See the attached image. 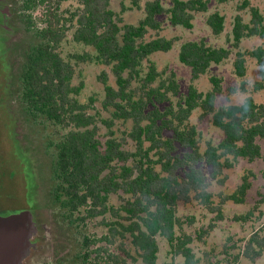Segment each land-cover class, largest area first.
I'll return each instance as SVG.
<instances>
[{"label":"trees","instance_id":"trees-1","mask_svg":"<svg viewBox=\"0 0 264 264\" xmlns=\"http://www.w3.org/2000/svg\"><path fill=\"white\" fill-rule=\"evenodd\" d=\"M111 1L79 0L81 8L72 13L71 18L58 13L59 0L27 1L26 8L30 5L36 8L41 3L48 7L46 27L38 29V41L28 56L20 87L27 115L32 120L42 119L58 134L56 140L51 138L48 142L49 147L55 146L52 184L48 191L55 218L58 224L72 228L86 218L110 214L116 217L114 222L108 223L111 236L130 237L134 252L129 255L123 243L119 244V249L131 257L132 264H159L157 236L167 241L174 258H183L177 264H198L191 245L195 237L183 228L184 222L178 216L179 203L199 199L212 211L222 213L220 205L211 206L202 165H211L214 175H218L240 159L254 161L260 158L262 146L259 140L264 139V104L248 96V111H244L239 103L216 106L222 87L219 80L213 78L212 91L204 93L191 86L177 107L172 103L163 110L160 105L169 101L171 96L179 95L180 85L175 76H171L168 81L161 80L155 86L159 72L149 57L156 52L169 51L177 39L158 35L147 40L146 35L150 29L158 31L162 28L157 16L164 13L169 15L174 26L191 28L193 13L207 11L208 0H173L169 8L161 0H148L145 16L137 24L124 23L110 7ZM140 1L131 0L134 5ZM74 20V40L92 47L96 59L112 68L117 86L109 84L104 74L105 99L102 105L115 119L132 123L129 136L134 140L135 151L124 149L115 138L102 140L88 105L75 97L80 88L72 85L74 66L58 51L65 33L62 25ZM208 24L214 34H220L224 30L225 18L214 12L209 15ZM254 35L264 37V16L258 8L252 7L249 22L241 16L236 17L233 28L235 47H239L244 37ZM231 53V49L212 46L205 40H188L181 45L179 59L190 67L192 77L197 79L212 64L228 59ZM246 54L256 57L260 65H264V48L238 51L234 66L241 77L246 72ZM74 57L87 59L85 55ZM146 60L148 70L142 76L141 68ZM137 78L141 81L138 91L132 87ZM197 108L202 110V116L211 115L213 124L223 133L218 144L209 143L203 151L199 130L188 123ZM166 131H172V136H166ZM147 141L149 145L145 146ZM178 145L189 151L181 155ZM250 186L249 178L244 176L227 199L243 202ZM117 193L126 197L121 204L110 205L111 195ZM260 196V201L264 202V191ZM199 235L203 240L204 233ZM82 246L74 258L58 260L55 264H90L93 252L89 248V238H84ZM101 250L97 252L100 254ZM244 251L251 260L261 256L264 234L254 232ZM108 257L109 264L111 261L127 263V258L116 254L109 253Z\"/></svg>","mask_w":264,"mask_h":264},{"label":"rangeland","instance_id":"rangeland-1","mask_svg":"<svg viewBox=\"0 0 264 264\" xmlns=\"http://www.w3.org/2000/svg\"><path fill=\"white\" fill-rule=\"evenodd\" d=\"M146 1L148 0H142L138 5H134L131 0H112L110 7L119 14L124 23L137 24L145 16ZM161 1L166 8L173 4V0ZM59 2L58 13L64 14V18H71V14L81 8L79 0ZM9 3L13 7V0H9ZM30 6L24 13L29 29L33 31L45 28L48 20L46 4L41 3L36 8ZM252 7L258 8L264 16V0L225 2L208 0L207 11L193 13L191 28L174 26L167 13L157 16L162 28L158 31L150 29L146 39L159 35L177 40L169 51L156 52L149 57L159 72L158 81L154 85L158 86L161 80L168 81L171 76H175L180 85L179 95L171 96L169 101L160 105L163 110L172 103L177 107V103L188 94L191 86L204 93L212 91L215 84L213 78H217L222 87L216 106L239 103L240 95L252 96L257 103L264 104V65L261 66L256 57L246 54L245 75L239 76L234 66L238 51L249 52L259 47L264 48V37L259 35L244 37L239 47H235L233 28L236 17L241 16L245 22H249ZM214 12H219L225 18L224 30L220 34H214L208 24V17ZM64 24L62 28H65V33L58 45V51L74 66L72 85L80 88L75 97L88 105V111L95 117L102 140L115 138L122 143L124 149L135 151L134 140L129 136L132 123L115 119L102 105L105 99V83L102 80L104 74L109 84L117 86L111 66L100 63L92 47L74 40L75 20ZM25 31L19 26L16 27L13 36L7 41L0 31V214L21 212L29 206L30 210L35 211L36 228L44 231L50 229L53 224L48 188L52 184L51 169L55 146L49 147L48 142L51 138L56 140L58 134L42 119L34 123L20 106V99H15L20 83L15 79L17 67L20 61H24L25 58L22 56L31 43V38ZM188 40H205L212 46L227 47L232 53L228 59L219 64H212L205 74L194 79L190 67L179 59L181 45ZM74 55H85L87 59H77ZM148 64L147 60L143 62L142 76L147 72ZM140 85L141 81L137 78L133 81L132 87L138 91ZM188 123L199 130L202 151L207 144H218L223 138L222 131L213 124L212 116H202L200 108L193 111ZM165 134L172 136L173 132L166 131ZM259 142L262 146V156L254 161L240 159L232 168H225L218 175H214L211 165H202L207 176V191L211 194V206L220 205L221 214L212 211L199 199L191 202L180 201L178 216L184 222V230L195 237L191 245L198 264H264V251L255 260L244 254L245 246L252 234L254 232L264 234V202L260 201V194L264 191V139H260ZM148 145L149 142H145V146ZM185 151L189 149L178 145V152L181 155ZM244 176H247L251 183L244 201L237 203L227 199L242 183ZM124 197L126 195L123 193L112 194L109 204L119 205ZM115 218L110 214L86 218L77 226L68 228L58 224V220L53 217V221H56V229L53 226V231L58 238L52 234L56 239L54 251L50 254V259L42 264H55L57 260L69 261L71 257L74 258L83 247L85 237L89 238V248L93 252L89 259L90 264H109V253L125 257L126 264H132L129 255L134 251L130 237L128 235L114 237L109 231L108 223L114 222ZM202 232L204 239L200 240L199 234ZM157 238L160 244L159 264H177L183 261L180 256L173 257L170 246L163 237ZM121 243L129 255L120 251ZM100 248L103 251L101 250L99 254L97 250ZM40 250L44 251L43 247ZM49 250L48 241V252ZM31 251L30 249L28 256ZM111 264L116 262L111 261Z\"/></svg>","mask_w":264,"mask_h":264},{"label":"flooded vegetation","instance_id":"flooded-vegetation-1","mask_svg":"<svg viewBox=\"0 0 264 264\" xmlns=\"http://www.w3.org/2000/svg\"><path fill=\"white\" fill-rule=\"evenodd\" d=\"M27 3L26 0H13V7L9 3V0H0V31L3 35L2 37H5L4 39H7L12 37L14 34V31L16 27H20L21 29H25L29 37L31 38V43L29 46L25 49L24 55L22 58H25L24 61H20L19 66L17 67V73L15 75V79L18 80V83L21 79L23 70L25 68V64L28 61V56L30 52L33 50V48L36 46V43L38 41L37 38V32L38 30H31L28 27V23L25 21V11L27 10ZM18 25V26H17ZM15 74V73H14ZM21 81L19 83V89L18 94H15V99H20L21 105H19L24 109L25 111V103L21 99V87H20ZM19 95V96H18ZM34 123L39 121V119H33ZM51 187V186H50ZM48 188V191L50 189ZM50 198V197H49ZM51 205V211H52V225L50 229L46 230H39L35 226V211L30 210L29 206L28 209H22V211L9 213L2 215L0 214V235L5 229L7 233L13 234L14 228H16L21 221H23L24 217L27 218V225H26V236L24 240V246L22 248V251L19 255L15 257V260H17L16 264H42L46 262L51 257V253L54 251V244L56 239L52 237L53 226L54 229H56L55 223L56 221H53V217H55L54 210L50 201ZM26 208V207H25ZM22 214V215H21ZM23 224V222H22ZM13 227V230H12ZM9 229V230H7ZM55 237L58 238V235L54 233ZM48 241H49V252H48ZM35 246V249H34ZM43 247V250H40ZM32 250L29 254V250ZM57 260V259H56ZM58 261V260H57ZM56 261V262H57Z\"/></svg>","mask_w":264,"mask_h":264},{"label":"water","instance_id":"water-1","mask_svg":"<svg viewBox=\"0 0 264 264\" xmlns=\"http://www.w3.org/2000/svg\"><path fill=\"white\" fill-rule=\"evenodd\" d=\"M26 225L27 218L24 217L23 221H21L20 224L14 228L13 234L7 233V231L3 229L0 235V264L17 263L15 257L21 253L24 246Z\"/></svg>","mask_w":264,"mask_h":264},{"label":"clouds","instance_id":"clouds-1","mask_svg":"<svg viewBox=\"0 0 264 264\" xmlns=\"http://www.w3.org/2000/svg\"><path fill=\"white\" fill-rule=\"evenodd\" d=\"M238 101H239V106H240L244 111H248V110H250V103H249V97H248V96L240 95V96L238 97Z\"/></svg>","mask_w":264,"mask_h":264}]
</instances>
